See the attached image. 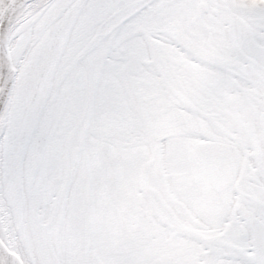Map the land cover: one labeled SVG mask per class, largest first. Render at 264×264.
<instances>
[{"label": "snow or ice", "instance_id": "snow-or-ice-1", "mask_svg": "<svg viewBox=\"0 0 264 264\" xmlns=\"http://www.w3.org/2000/svg\"><path fill=\"white\" fill-rule=\"evenodd\" d=\"M0 264H264V0H0Z\"/></svg>", "mask_w": 264, "mask_h": 264}]
</instances>
